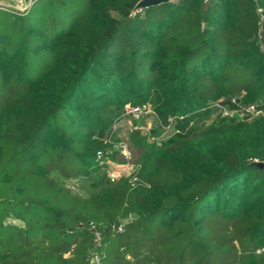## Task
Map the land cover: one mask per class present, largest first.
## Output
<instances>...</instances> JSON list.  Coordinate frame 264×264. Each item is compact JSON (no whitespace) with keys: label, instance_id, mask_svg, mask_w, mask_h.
I'll return each mask as SVG.
<instances>
[{"label":"trees","instance_id":"trees-1","mask_svg":"<svg viewBox=\"0 0 264 264\" xmlns=\"http://www.w3.org/2000/svg\"><path fill=\"white\" fill-rule=\"evenodd\" d=\"M140 1L0 7V264H264V116L155 152L133 131L138 184L93 135L151 95L162 121L227 96L261 110L264 0Z\"/></svg>","mask_w":264,"mask_h":264},{"label":"rangeland","instance_id":"rangeland-1","mask_svg":"<svg viewBox=\"0 0 264 264\" xmlns=\"http://www.w3.org/2000/svg\"><path fill=\"white\" fill-rule=\"evenodd\" d=\"M0 7L12 11H23L18 6L13 4L0 3ZM135 107H142L138 104L126 103ZM124 105V106H125ZM156 100L154 95H151L147 100L146 106L151 112L144 116L139 122L134 116L125 114L123 109L118 108L116 114L110 118L105 126L96 129L93 132L94 138L101 144V149L105 155L110 157L109 165L106 166L108 174L115 172L120 177H131L135 171V163L130 161L127 164L120 157V144L125 143L130 134L135 131L134 126L138 124L141 127L140 133L149 143L154 144L155 152L160 147V143L165 142L170 137L177 133H183L192 136L200 128H206L217 120H223L224 117L238 116L243 120L251 121L257 117L264 116V106L259 111H248V108H243L239 105L234 97H224L218 102L209 106L204 112L205 115L197 114L193 118L187 116L180 117L176 115L168 118L165 121L159 119L154 111ZM74 192L84 196V193L79 192L77 182H69Z\"/></svg>","mask_w":264,"mask_h":264},{"label":"built area","instance_id":"built-area-1","mask_svg":"<svg viewBox=\"0 0 264 264\" xmlns=\"http://www.w3.org/2000/svg\"><path fill=\"white\" fill-rule=\"evenodd\" d=\"M248 111H250V112L253 111L254 112V107L253 106L249 107ZM123 112L125 114H127V115L134 116V118L137 119L138 122H139L142 118H144L145 115L149 114L151 112V110L147 106L135 107V106H131V105H125ZM134 130L135 131H140L141 127L138 124H136L134 126ZM120 153H121L120 154L121 159L124 160L127 164H129L131 159H132V153H131V150L128 147L127 143L120 144ZM96 157H97V160L99 161V163L101 165H104L105 167L107 165H109L108 164L109 163L108 160H110V157L105 155L102 151H98L96 153ZM139 168H140L139 165H135L134 174L137 172V170H139ZM134 174L131 177H129L130 178V182L132 184H138L139 181L137 180V177L134 176ZM109 177H110V179L112 181H115V180H118L119 178H121L115 172H110L109 173ZM92 228H94V227H92ZM263 250L264 249L258 250L257 254H261ZM89 264H102V263H101L100 259L96 255H93L91 257V260H90Z\"/></svg>","mask_w":264,"mask_h":264},{"label":"water","instance_id":"water-1","mask_svg":"<svg viewBox=\"0 0 264 264\" xmlns=\"http://www.w3.org/2000/svg\"><path fill=\"white\" fill-rule=\"evenodd\" d=\"M36 0H0V3L5 2L6 4H13L15 6H18L22 10H25L32 6V4ZM174 0H141L135 7L134 12L141 11L145 8L151 7V6H157L160 4H165V3H172ZM255 165L259 167H263V163H255Z\"/></svg>","mask_w":264,"mask_h":264}]
</instances>
